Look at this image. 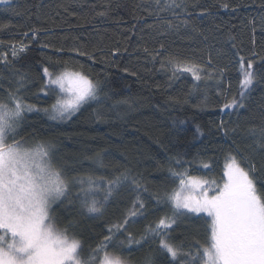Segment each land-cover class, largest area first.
<instances>
[{
	"label": "trees",
	"instance_id": "1",
	"mask_svg": "<svg viewBox=\"0 0 264 264\" xmlns=\"http://www.w3.org/2000/svg\"><path fill=\"white\" fill-rule=\"evenodd\" d=\"M194 3L195 11L190 19L199 31L209 36V41L204 42L200 37L194 41L181 38L188 31L184 28L179 35L160 39L164 40L168 52L195 59L213 76L216 73L207 66V45L214 46L211 48L213 66L217 71L219 66L227 67L219 95L215 79L195 81L191 73H178L174 78L170 68L161 67L163 56L153 61L144 52L145 46L159 47L155 40L148 38L152 31L148 25L155 22L148 13L154 7L149 0H14L15 11L0 5V40L5 41L0 50L7 49L10 42L25 41L23 33L31 35L33 27L42 29L39 42L28 41V51L14 64H0V101H7L8 89L15 90L19 73L27 76L25 87L20 90L24 102L39 109L23 113L15 140L51 145L54 164L69 178L92 174L109 179L128 170L141 182L140 190L131 184L122 187L105 203L103 214L96 217L89 216L77 198L79 185H70L68 199L72 203L58 202L53 206L57 226L72 225L69 234L82 241L85 256L104 241L111 225L127 218V233H117L119 238L114 237L112 242L116 247L110 244L107 252L120 255L127 264H144L146 257H151L152 264H170L171 258L159 248V238L149 236L139 245L126 243L128 233L140 240L148 225L154 226L169 212L166 204H157L156 200L157 196L179 187L178 179L171 176L169 168L186 169L193 175L220 182L228 154L247 149L242 142L243 131L264 121V85L251 94L247 108L221 111L225 97L231 99L239 91L236 53L251 55L250 21L254 19L256 50L264 48L261 0H194ZM221 3H227L229 8H221ZM204 5L210 6L214 15L200 22L196 20V12ZM101 11H107V15L98 16ZM229 34L235 39L229 40ZM41 43L53 47L41 48ZM60 47L65 51L54 50ZM72 47L89 52L102 48L104 58L97 52L95 62L85 57L69 59L73 54L67 50ZM115 49L119 51L112 55ZM65 61L99 81L103 91L96 101L85 104L70 119L55 121L49 113L56 96L44 95L40 90L45 83L42 69L47 66L50 71H58ZM77 61L83 63V68ZM221 122L225 127L240 126L235 144L232 134L224 136ZM197 127L203 135L197 133ZM98 155L107 168L95 167L93 161ZM177 158L183 167L176 163ZM200 161H210L212 167L204 169ZM96 195L102 199L103 191ZM138 200L146 207L143 214L136 208L137 214L133 216ZM208 232L206 217L189 214L172 238L188 248L195 240L206 244ZM103 255L104 251L99 252L98 258L102 259Z\"/></svg>",
	"mask_w": 264,
	"mask_h": 264
},
{
	"label": "snow or ice",
	"instance_id": "2",
	"mask_svg": "<svg viewBox=\"0 0 264 264\" xmlns=\"http://www.w3.org/2000/svg\"><path fill=\"white\" fill-rule=\"evenodd\" d=\"M13 2L0 0V5H4L6 10L15 11ZM149 3L154 7L149 8L148 13L155 22L148 25L152 30L148 38L155 40L159 47L149 49L145 46L144 52L153 61L163 56L161 67L170 68L174 78L178 73H191L195 81L215 79L219 95L227 67L219 66L217 71L213 66L211 48L214 46L207 45V66L213 69L215 76L195 59L168 52L164 40L160 39L179 35L181 28H184L188 31L181 38L194 41L200 37L204 42L209 41V36L199 31L190 19L195 11L194 0H149ZM261 6L264 7V0H261ZM220 7L227 10L229 5L221 3ZM97 15L106 16L107 11L98 12ZM213 15L210 6L204 5L196 12V20L202 22ZM250 23L253 33L251 55L245 57L241 51L236 53L240 68L239 91L231 99L225 97L221 111L247 108L251 94L258 86L264 85V48L256 50L255 19ZM260 27L264 32V15L260 16ZM41 31V28L33 27L31 35L23 33L25 41L10 42L7 49L0 50V64H14L21 54L28 51V41L39 42ZM228 39L234 40L235 37L229 34ZM4 44L5 41L0 40V45ZM40 46L53 47L47 43H41ZM54 50L61 53L65 51L63 47ZM67 51L73 54L69 59L85 57L95 62L97 52L104 58L102 48L89 52L72 47ZM118 51L113 50L112 55ZM77 62L83 68V63ZM42 72L45 83L40 90L44 95L52 93L56 96L50 112L53 120L70 119L85 104L96 101L103 91L99 81L69 66L67 61L58 71H50L45 66ZM17 76L15 90L8 89L7 101H0V264H127L120 255L107 252L110 244L116 247L112 242L114 237L119 238L117 233H127V218L111 225L104 241L85 256L82 241L74 234H69L72 225L64 228L57 226L53 205L57 202L72 203L68 199L70 185H79L77 198L86 213L96 217L103 214L105 203L125 185L131 184L140 190V180L128 170L109 179L92 174L69 178L63 169L54 164L51 145L39 142L31 148H25L16 141L23 113L39 110L26 104L22 98L20 90L25 87L27 76L19 73ZM220 128L225 137L232 134L235 144L240 126L225 127L221 122ZM196 131L203 135L199 127ZM242 142L247 145V149L243 152L237 149V154H228L220 182L193 175L186 169L174 171L169 168L171 176L178 179L179 187L162 197H156L157 204L163 202L169 212L161 216L154 226L148 225L140 240L128 233L126 243L139 245L142 240L147 241L149 236L159 238V248L171 258L170 264H264V121L243 131ZM176 163L183 167L179 158ZM199 163L204 169L212 167L210 161ZM93 164L99 169L108 167L99 155ZM143 190L147 191L146 188ZM100 191H103L102 199L96 195ZM145 207L144 202L138 200L131 215L137 214L136 208L143 214ZM200 213L210 218L208 241L201 245L195 240L185 248L182 242L177 243L172 238V234L189 218V214ZM101 251H104V255L99 259L98 253ZM144 264H152L151 257H146Z\"/></svg>",
	"mask_w": 264,
	"mask_h": 264
},
{
	"label": "rangeland",
	"instance_id": "3",
	"mask_svg": "<svg viewBox=\"0 0 264 264\" xmlns=\"http://www.w3.org/2000/svg\"><path fill=\"white\" fill-rule=\"evenodd\" d=\"M17 47H19V46H17ZM50 114V113H49ZM50 116V115H49ZM64 120H66V119H64ZM64 120H55V121H64ZM25 148H31V147H33L35 144H33V141H31V140H28V141H21L20 142ZM225 162H226V159H225V161H224V164H225ZM224 164H223V167H222V175H223V169H224ZM58 203V202H57ZM55 205V204H54ZM53 205V206H54ZM194 215H197V214H194ZM199 215H201V216H204V217H206L208 220H210V218H208L204 213H200Z\"/></svg>",
	"mask_w": 264,
	"mask_h": 264
}]
</instances>
